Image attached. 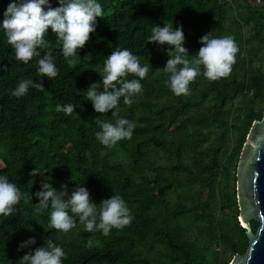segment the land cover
I'll return each instance as SVG.
<instances>
[{"label":"trees","instance_id":"1","mask_svg":"<svg viewBox=\"0 0 264 264\" xmlns=\"http://www.w3.org/2000/svg\"><path fill=\"white\" fill-rule=\"evenodd\" d=\"M10 2L0 0V20ZM98 2L103 17L76 57L65 59L48 29L45 39L59 70L53 80L39 77L38 58L28 64L11 59L0 31V65L7 68L0 71V175L28 197L14 215L0 218V264H20L47 239L65 251L62 264H230L247 249L237 221L235 172L252 124L264 112V67L257 64L264 51V9L249 0ZM164 24L182 28L189 55L208 32L233 36L239 51L230 75L215 81L198 76L190 95H173L162 71L170 47L146 43L148 27ZM117 47L148 62L149 73L130 107L121 98L116 116L111 110L99 114L84 91L99 82L103 61ZM22 79L42 83L44 90L12 96ZM57 103L74 104V112L57 113ZM118 118L136 124L132 138L106 148L95 139V119ZM42 182L57 191L67 185L69 194L85 187L97 205L119 194L133 220L107 237L85 231L78 220L68 233L49 229L48 213L36 211L32 195ZM251 227L255 231L257 224ZM29 237L36 243L18 250Z\"/></svg>","mask_w":264,"mask_h":264},{"label":"clouds","instance_id":"2","mask_svg":"<svg viewBox=\"0 0 264 264\" xmlns=\"http://www.w3.org/2000/svg\"><path fill=\"white\" fill-rule=\"evenodd\" d=\"M56 4L58 6L53 8L50 0H12L3 13V20H0V31L12 50L11 59L28 64L33 58H38L37 74L51 80L57 77L59 70L50 42L45 39L48 29H51L60 45V54L65 59L74 58L78 55V49H82L89 40V34L95 31L96 18L103 17L98 0H56ZM148 30L150 34L146 37V43L155 42L157 46L167 45L171 49H165L169 58L162 71L167 77L166 87L173 95H190L189 85L198 76L215 81L230 75L239 51L233 36L215 37L212 32H208L199 38L198 42L202 46L195 55H189L183 46L185 37L181 27L173 29V25L168 24L163 27L151 25ZM42 50H46L43 55ZM84 57L90 60L91 54ZM149 68L148 62L141 64L138 57L127 48L117 47L103 61L99 82L91 83L84 91L83 98L91 102L94 112L104 114L111 110L112 115L116 116L121 98L123 104L130 107L134 98L142 93L141 81L148 75ZM6 70V66L0 65V71ZM129 75L133 78L128 79ZM29 88L44 90L42 83L22 79L11 95L23 97ZM74 108L72 103H57L54 110L68 116L74 112ZM95 122L99 128L95 139L106 148L131 139L136 127L134 122L126 118H118L115 123L98 119ZM253 147L258 153L260 147ZM252 163L253 160L250 165ZM253 172L259 176L258 172ZM32 195L38 201L34 204L36 211L48 213V228L61 233L75 229L78 220L85 231L99 232L107 237L111 230L123 229L133 220L131 209L119 194H112L97 205L90 200L85 187L76 186L69 194L67 185H61L57 191L49 182H42L39 190ZM27 198V194L10 182L8 176L0 175V218L14 215L15 206ZM35 243V237H29L18 245V250L30 248ZM65 256L60 245L47 239L43 246L26 252L19 262L62 264Z\"/></svg>","mask_w":264,"mask_h":264},{"label":"water","instance_id":"3","mask_svg":"<svg viewBox=\"0 0 264 264\" xmlns=\"http://www.w3.org/2000/svg\"><path fill=\"white\" fill-rule=\"evenodd\" d=\"M249 1L264 9V0ZM253 145L260 147L258 153ZM253 170L259 173L258 177ZM235 179L238 218L246 232L247 249L235 255L230 264H264V112L260 120L253 122L247 135ZM252 221L257 224L255 231Z\"/></svg>","mask_w":264,"mask_h":264},{"label":"rangeland","instance_id":"4","mask_svg":"<svg viewBox=\"0 0 264 264\" xmlns=\"http://www.w3.org/2000/svg\"><path fill=\"white\" fill-rule=\"evenodd\" d=\"M257 64H258L259 66L262 65V66L264 67V51L261 53V55H260V57H259V61L257 62ZM237 221H238L239 225H240L241 227H243L242 224H241V222L239 221V218H238V217H237Z\"/></svg>","mask_w":264,"mask_h":264}]
</instances>
